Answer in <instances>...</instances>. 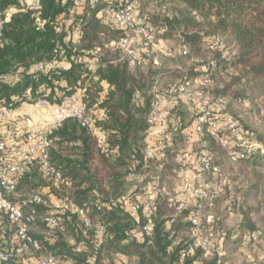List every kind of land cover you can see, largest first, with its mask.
Wrapping results in <instances>:
<instances>
[{
    "label": "trees",
    "instance_id": "obj_1",
    "mask_svg": "<svg viewBox=\"0 0 264 264\" xmlns=\"http://www.w3.org/2000/svg\"><path fill=\"white\" fill-rule=\"evenodd\" d=\"M37 1L39 7L32 9L25 0H0V109L20 107L27 93L34 101L46 99L59 105L85 88L82 101L90 126L83 127L73 118L58 124L49 135V163L61 174L62 181L55 184L36 165L19 177L9 200L22 205L39 194L46 201L43 190L47 188L85 207L90 224L85 227L79 217L63 213L60 227L50 230L43 217L51 210L38 205L29 229L32 238L59 264H105L104 252L133 257L136 264H215L214 253L205 256L196 250L182 257L192 240L190 209L177 212L170 202L173 169H178L171 159L183 149L181 131L196 121L198 110L195 106L196 114L182 111L179 104L183 99L178 95L170 99L175 107L167 110L168 119L180 118L181 123L161 160L144 157L152 130L147 119L162 87L184 77L191 81L201 78L203 82L194 87L214 100L224 101L217 108L219 113L237 122L245 140L261 141L256 144L264 146V0H137L138 17L152 25L157 39L167 44L158 65L144 52L132 64L123 58L122 52L111 46L123 33L110 20L97 16L99 6L86 3L78 13L72 12L73 0ZM62 18H69L71 26L57 33L55 27ZM74 30L80 33L75 45L66 42ZM215 38L222 41V47L213 42ZM58 47L64 49L63 61L70 64L66 70L50 66ZM84 57L89 62L98 61L94 74ZM39 64L44 65V71L37 69ZM32 67L36 69L30 71ZM102 83L107 85L105 91ZM99 132L105 136L103 145ZM220 138L231 140L234 146L227 148ZM0 141H4L1 136ZM202 141L218 168L216 175L206 173L205 177L225 182V194L213 203L210 228L218 242L223 240L222 264H261L264 155L257 151L231 160L240 147L228 132H205ZM131 173H158L160 190L164 188L150 217L152 237L142 242L132 234L147 220L142 211L136 222L123 207L107 206L126 195ZM29 209L23 206L25 213ZM232 217L239 222L230 228L227 220ZM1 219L0 249H10L14 230L5 216ZM98 228L103 231L101 236L96 234ZM247 232L256 234L257 241L244 238ZM6 264L18 263L13 260ZM109 264L114 263L109 260Z\"/></svg>",
    "mask_w": 264,
    "mask_h": 264
},
{
    "label": "built area",
    "instance_id": "obj_2",
    "mask_svg": "<svg viewBox=\"0 0 264 264\" xmlns=\"http://www.w3.org/2000/svg\"><path fill=\"white\" fill-rule=\"evenodd\" d=\"M86 3L91 7L99 6L97 16L103 20H110L117 29L122 31L123 34L115 43H111V46H116L122 52V57L127 59L130 64L138 59L140 52L147 53L155 65L160 63V55L167 51V44L157 39L155 28L152 25L138 17L137 0H73L72 12L83 8ZM30 7L37 9L39 7L38 1L33 2ZM34 17L38 28H41L39 17L37 15ZM2 24L3 21L0 20V36ZM70 26L71 20L62 18L56 25L55 30L57 33H62ZM79 27L80 24L78 23L76 28L79 29ZM213 42L219 47L223 45L218 38H215ZM54 53L56 57L50 62L51 67L58 66L65 57L62 47H58ZM94 56H96V53H94ZM97 66V60L94 59L89 62L92 74L95 73ZM37 69L44 71L45 67L39 64ZM202 82L201 78L191 81L188 77H184L179 82L170 83L162 87L157 93V101L153 105L147 123L152 130L167 127L169 114L165 103L175 95H178L183 101L196 106L198 116L195 121L194 132L201 142V151L195 157L198 169L191 172L190 179L184 187L187 200H192L194 207L190 209V204L186 200L174 202L173 207L177 212L190 209L189 222L192 240L187 244L186 251L182 254V257L199 250L205 256L214 253L217 257L215 264H222L224 249L218 244L217 236L210 228L214 220L211 209L214 201L225 194V182L221 179H214L211 183H204V175L206 173L213 176L218 173L217 166L213 164V155L206 149V145L202 141L204 133L213 134L221 131L233 135L239 141L238 146L240 147V150L231 156L233 161L243 159L247 154H255L257 151L264 155V146L244 139L243 134L238 129L237 122L231 117L219 113L217 108L224 105V101L221 99L214 100L194 87V84H201ZM84 92L85 88L78 95L66 98L61 104L57 105L54 109L53 125L45 127L38 135H26L23 138L25 149H9L6 142L0 141V228L4 225V221L1 219L3 215L7 224L14 230L11 248L0 249V264L10 263L13 260H16L18 264H59L53 254L43 252L40 243L33 239L29 233V229L34 224L37 215L35 206H46V201L43 200L41 195L35 194L28 200L23 201L22 205H19L11 202L9 197L15 192L19 177L36 165L41 173L45 177L51 178L55 184L62 181L61 174L55 171L54 167L49 163V149L52 144L49 135L58 124L67 118L76 119L83 127L90 126V120L86 116V107L82 101ZM24 103H36L42 107L49 105L46 99L34 101L28 93L24 98ZM5 110L6 112H12L14 109ZM180 123V118H176L175 126ZM220 141L227 148L234 146L231 140L220 138ZM168 147L169 139H163L157 144L148 146L145 149L144 157L146 160L164 159ZM183 156L187 160L192 155L186 151ZM159 195L160 190L158 187L152 185L147 192L149 205L144 211L141 210L139 203L132 201L127 195L118 197L108 203L107 206L130 208L132 212L136 213L142 211L147 220L141 227V234L144 238L149 239L152 237L153 230L150 217L156 210V200ZM229 200H231V197L227 201ZM23 206H30L27 213L24 212ZM63 213L79 217L85 227L90 224L85 207L77 206L67 197L57 199L51 208V212L43 217V223L50 230L57 229L62 223L61 214ZM96 234L101 236L103 234L102 229L98 228ZM245 238L254 242L257 241V235L251 232H247ZM76 251H81V247L78 246ZM122 258L123 255L120 253L114 254L113 257L115 262L120 261ZM90 260L88 258L87 261L89 262ZM192 264L199 263L194 262Z\"/></svg>",
    "mask_w": 264,
    "mask_h": 264
},
{
    "label": "crops",
    "instance_id": "obj_3",
    "mask_svg": "<svg viewBox=\"0 0 264 264\" xmlns=\"http://www.w3.org/2000/svg\"><path fill=\"white\" fill-rule=\"evenodd\" d=\"M36 0H25L27 5H31ZM82 10L79 9L78 13H81ZM80 41V33L77 30L72 31V33L66 38V42H71V44H78ZM85 62H89L88 58L84 57ZM70 66L68 61H63L59 64L60 69H68ZM36 67H32L30 71H34ZM102 91L107 89V85L105 83L101 84ZM80 92V91H79ZM77 92L75 95H78ZM56 104H49L46 107H42L37 105L36 103H24L20 107L14 109L12 112H6L5 109H0V136L6 142L9 149H25V144L23 142V138L28 134L38 135L42 132V130L47 127L53 125V117H54V109ZM165 107L168 111L175 107V103L172 100H169L165 103ZM168 125L165 128H156L151 130L149 133L146 143L147 147L157 144L159 141L163 139H169V142L173 141L174 137L178 135L176 132V126L174 119L170 118L167 121ZM195 121L186 129H183L181 133L184 136L192 134L191 140L188 139L186 148L181 149L177 156L171 161L178 166L173 169L174 173V189L173 193L170 196V202L174 203L176 201L186 200L190 204V209L194 207V202L192 200H187V195L185 193V184L190 179L191 172L197 170L198 167L195 163V157L199 154L201 150V142L198 139V136L194 132ZM99 143L101 145L104 144L105 136L102 133H97ZM188 151L192 156L189 159H184L183 154ZM160 160V159H158ZM160 175L157 173L155 175H147V174H137L131 173L128 176L127 184H126V195L129 196L132 201L137 202L141 206V210H145V208L149 205V200L147 198V192L152 187V185H156L160 190ZM211 177H205L204 175V183H211L214 179H209ZM214 178V177H212ZM161 194L164 193V188H161ZM45 194L46 207L51 210L52 206L56 203L57 199L60 197L56 194L50 193V191L45 188L43 190ZM126 213L129 214L130 217L139 222L140 212H132L130 208H125ZM211 212L213 213L212 209ZM228 222V220H227ZM171 222H168V226ZM134 238L137 242H142L144 237L141 234V227H137L132 231ZM246 234V233H245ZM244 234V238H245ZM220 246L224 249L223 240L218 242ZM113 253L104 252L102 254V258L105 264H109V260H111L114 264H136V260L133 257L123 255V258L115 262ZM262 259V260H261ZM264 257L261 256L259 260L261 264H264Z\"/></svg>",
    "mask_w": 264,
    "mask_h": 264
},
{
    "label": "rangeland",
    "instance_id": "obj_4",
    "mask_svg": "<svg viewBox=\"0 0 264 264\" xmlns=\"http://www.w3.org/2000/svg\"><path fill=\"white\" fill-rule=\"evenodd\" d=\"M180 105V107H181V109H182V111H190L191 113H194V114H196V110H195V106L193 105V104H191V103H187V102H182L181 104H179ZM184 122V121H183ZM191 137H193V135L192 134H190V135H187V136H184V143H183V148H186V146H187V141H188V139L189 140H191ZM176 139V138H175ZM258 143L259 142H261V141H257ZM256 142V140H253V142L252 143H257ZM264 142V139H263V141H262V143ZM239 222V220L237 219V218H234V217H232V218H229V220H228V222H227V225H228V227H230V228H233V227H235V225L237 224Z\"/></svg>",
    "mask_w": 264,
    "mask_h": 264
}]
</instances>
